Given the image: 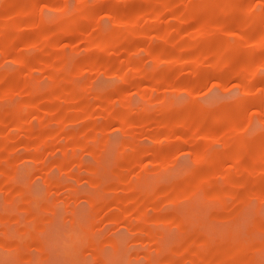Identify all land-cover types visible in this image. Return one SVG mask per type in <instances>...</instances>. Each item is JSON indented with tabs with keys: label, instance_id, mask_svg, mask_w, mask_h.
<instances>
[{
	"label": "rangeland",
	"instance_id": "obj_1",
	"mask_svg": "<svg viewBox=\"0 0 264 264\" xmlns=\"http://www.w3.org/2000/svg\"><path fill=\"white\" fill-rule=\"evenodd\" d=\"M0 264H264V0H0Z\"/></svg>",
	"mask_w": 264,
	"mask_h": 264
}]
</instances>
